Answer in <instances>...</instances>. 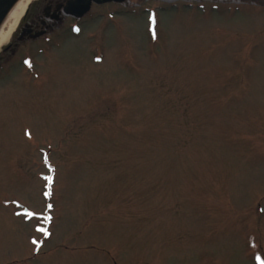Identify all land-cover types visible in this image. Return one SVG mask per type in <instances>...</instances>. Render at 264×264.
Instances as JSON below:
<instances>
[{"label": "rangeland", "instance_id": "obj_1", "mask_svg": "<svg viewBox=\"0 0 264 264\" xmlns=\"http://www.w3.org/2000/svg\"><path fill=\"white\" fill-rule=\"evenodd\" d=\"M91 10L0 72V264H262L264 0Z\"/></svg>", "mask_w": 264, "mask_h": 264}, {"label": "flooded vegetation", "instance_id": "obj_2", "mask_svg": "<svg viewBox=\"0 0 264 264\" xmlns=\"http://www.w3.org/2000/svg\"><path fill=\"white\" fill-rule=\"evenodd\" d=\"M65 2L66 0H35L23 15L16 34L0 53V64L3 62L11 65L19 46L24 42H43L45 37H51L59 31L67 32L72 20L79 21L78 24L85 20L89 12L82 16L65 14L62 11ZM67 18L70 22L65 23Z\"/></svg>", "mask_w": 264, "mask_h": 264}, {"label": "water", "instance_id": "obj_3", "mask_svg": "<svg viewBox=\"0 0 264 264\" xmlns=\"http://www.w3.org/2000/svg\"><path fill=\"white\" fill-rule=\"evenodd\" d=\"M16 1L17 0H0V24ZM91 1L96 3H104L108 1L122 0H70L65 6V10L70 13H83L89 8Z\"/></svg>", "mask_w": 264, "mask_h": 264}, {"label": "bare ground", "instance_id": "obj_4", "mask_svg": "<svg viewBox=\"0 0 264 264\" xmlns=\"http://www.w3.org/2000/svg\"><path fill=\"white\" fill-rule=\"evenodd\" d=\"M30 1L31 0H17L8 11L3 22L0 24V46L12 32L14 29L13 27L16 25L17 20L19 19L18 16L22 13Z\"/></svg>", "mask_w": 264, "mask_h": 264}, {"label": "snow or ice", "instance_id": "obj_5", "mask_svg": "<svg viewBox=\"0 0 264 264\" xmlns=\"http://www.w3.org/2000/svg\"><path fill=\"white\" fill-rule=\"evenodd\" d=\"M262 264H264V262H262Z\"/></svg>", "mask_w": 264, "mask_h": 264}]
</instances>
